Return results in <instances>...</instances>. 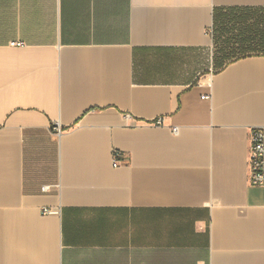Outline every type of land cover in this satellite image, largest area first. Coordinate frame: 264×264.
Wrapping results in <instances>:
<instances>
[{
    "label": "crops",
    "instance_id": "1",
    "mask_svg": "<svg viewBox=\"0 0 264 264\" xmlns=\"http://www.w3.org/2000/svg\"><path fill=\"white\" fill-rule=\"evenodd\" d=\"M256 11L0 0V264H264V54L213 61L216 18Z\"/></svg>",
    "mask_w": 264,
    "mask_h": 264
},
{
    "label": "trees",
    "instance_id": "2",
    "mask_svg": "<svg viewBox=\"0 0 264 264\" xmlns=\"http://www.w3.org/2000/svg\"><path fill=\"white\" fill-rule=\"evenodd\" d=\"M264 12L225 13L215 20L214 67L251 54H264Z\"/></svg>",
    "mask_w": 264,
    "mask_h": 264
},
{
    "label": "built area",
    "instance_id": "3",
    "mask_svg": "<svg viewBox=\"0 0 264 264\" xmlns=\"http://www.w3.org/2000/svg\"><path fill=\"white\" fill-rule=\"evenodd\" d=\"M126 120L132 119L130 113L125 114ZM154 124H163V118H158L154 121ZM57 132L61 133L62 130L59 124H56ZM174 132H178V128L173 129ZM125 154L114 149L113 151V165L115 167L122 164V157ZM249 183L252 186L264 187V126L252 128L250 131V148H249ZM49 186L44 187V192H49ZM43 214H59V210L56 209H43Z\"/></svg>",
    "mask_w": 264,
    "mask_h": 264
},
{
    "label": "rangeland",
    "instance_id": "4",
    "mask_svg": "<svg viewBox=\"0 0 264 264\" xmlns=\"http://www.w3.org/2000/svg\"><path fill=\"white\" fill-rule=\"evenodd\" d=\"M263 15H264V13H263ZM216 34V29L214 28V35Z\"/></svg>",
    "mask_w": 264,
    "mask_h": 264
}]
</instances>
